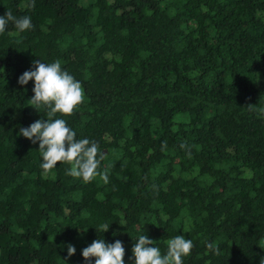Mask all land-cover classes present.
Instances as JSON below:
<instances>
[{"label": "trees", "instance_id": "1", "mask_svg": "<svg viewBox=\"0 0 264 264\" xmlns=\"http://www.w3.org/2000/svg\"><path fill=\"white\" fill-rule=\"evenodd\" d=\"M4 13L33 28L0 33V264H87L102 237L131 264L144 223L162 251L192 239L184 264H264V0H0ZM39 58L81 82L83 103L53 118L97 142L108 183L45 173L18 134L47 115L17 83Z\"/></svg>", "mask_w": 264, "mask_h": 264}, {"label": "clouds", "instance_id": "2", "mask_svg": "<svg viewBox=\"0 0 264 264\" xmlns=\"http://www.w3.org/2000/svg\"><path fill=\"white\" fill-rule=\"evenodd\" d=\"M9 23L20 34L33 28L29 15L16 18L11 13H4L0 15V33L6 31ZM31 65L18 76L17 83L24 86L30 80L33 82L30 105L36 110L45 109L47 115L43 114L46 119L41 117L26 127H20L18 134L33 144L38 143L40 167L45 173L57 167V162L67 163L70 165L65 170L67 175L84 182H91L99 176L104 183H108L107 171L99 170L105 157L97 142L87 137L77 138L76 131L68 126L64 118H53L57 113L71 115L83 103L85 93L81 82L64 69L59 60L46 62L39 58L34 59ZM144 224L139 227V234L131 248V264H184V258L190 255L193 248L192 239L176 234L167 240L166 249L162 251L156 241L141 234ZM109 226V223H103L95 229L104 233ZM207 247L215 250L216 245L210 242ZM75 251L73 245L67 246L68 256ZM81 256L87 264H126L125 247L120 239L112 242L103 237L94 239L81 249Z\"/></svg>", "mask_w": 264, "mask_h": 264}]
</instances>
